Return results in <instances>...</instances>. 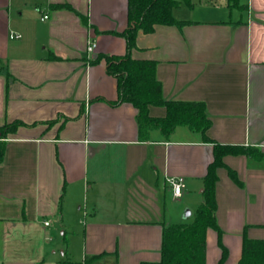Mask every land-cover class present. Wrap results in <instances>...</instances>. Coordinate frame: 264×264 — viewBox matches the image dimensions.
Masks as SVG:
<instances>
[{"label": "crops", "instance_id": "1", "mask_svg": "<svg viewBox=\"0 0 264 264\" xmlns=\"http://www.w3.org/2000/svg\"><path fill=\"white\" fill-rule=\"evenodd\" d=\"M191 2L174 10L181 27L140 30L132 55L156 61L165 99L204 102L211 126L141 141L137 108L110 103L105 58L126 53L128 0H0V125L21 122L0 162V264L158 261L164 224L186 207L193 220L203 201L215 142L264 153V0ZM224 163L207 264L224 249L223 264H239L244 238L264 239V157ZM168 177L184 179L181 196Z\"/></svg>", "mask_w": 264, "mask_h": 264}, {"label": "trees", "instance_id": "2", "mask_svg": "<svg viewBox=\"0 0 264 264\" xmlns=\"http://www.w3.org/2000/svg\"><path fill=\"white\" fill-rule=\"evenodd\" d=\"M177 2L178 0H128L129 23L122 33L127 41L126 53L105 56L107 71L116 77L118 84V98L110 103L117 106L128 102L137 108L141 141L149 140L154 130H159L165 138H170L179 125H187L204 134L211 126L204 102L165 99L162 83L156 75V61L138 59L132 55L133 49L137 47L136 39L140 30L149 33L154 31L157 24H175L181 27L186 23L174 14V10L179 8ZM187 4L192 5L191 0ZM152 105L165 106L166 114L151 115L149 109ZM20 123L15 121L8 128L0 129V162L5 153L4 139ZM240 153L254 158L264 157V153L256 147L215 142L214 159L209 164L204 180L203 201L198 206L194 219L164 224L161 259L143 261L141 264H207V231L215 228L220 232L216 219L217 169L225 166L224 156ZM230 173L236 178L235 171L230 170ZM101 255L86 256L83 262L66 257L62 264H89ZM226 256L227 251L224 249L219 264L224 263ZM239 264H264V239L245 237Z\"/></svg>", "mask_w": 264, "mask_h": 264}, {"label": "built area", "instance_id": "3", "mask_svg": "<svg viewBox=\"0 0 264 264\" xmlns=\"http://www.w3.org/2000/svg\"><path fill=\"white\" fill-rule=\"evenodd\" d=\"M43 18H48V15H44ZM21 35L18 33H12L11 38L20 37ZM96 47V43L93 40H89L87 45V52L88 54H91ZM167 182L171 185L173 194L175 197H179L182 194V191L185 187V182L182 177H168ZM46 225L50 224V220L45 221Z\"/></svg>", "mask_w": 264, "mask_h": 264}, {"label": "rangeland", "instance_id": "4", "mask_svg": "<svg viewBox=\"0 0 264 264\" xmlns=\"http://www.w3.org/2000/svg\"><path fill=\"white\" fill-rule=\"evenodd\" d=\"M189 1H190V0H178L177 3H178V5H179V7H181L182 5H186ZM184 8H185V7H184ZM9 125H10V123H5V124H3V125H0V129H2V128H8ZM187 208H189V207H186V209L184 210V215L187 214ZM190 217H191V216L186 217V218L184 219V221H189ZM69 237H70V235H69ZM79 246H81V243L78 244V247H79ZM78 247H77V248H78Z\"/></svg>", "mask_w": 264, "mask_h": 264}, {"label": "water", "instance_id": "5", "mask_svg": "<svg viewBox=\"0 0 264 264\" xmlns=\"http://www.w3.org/2000/svg\"><path fill=\"white\" fill-rule=\"evenodd\" d=\"M190 210H187V214H186V217H188L190 215Z\"/></svg>", "mask_w": 264, "mask_h": 264}]
</instances>
